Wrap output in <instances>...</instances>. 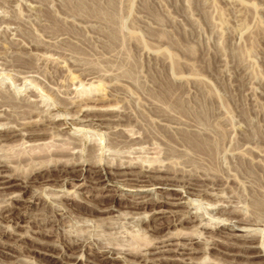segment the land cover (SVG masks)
I'll return each mask as SVG.
<instances>
[{
    "label": "rangeland",
    "instance_id": "1",
    "mask_svg": "<svg viewBox=\"0 0 264 264\" xmlns=\"http://www.w3.org/2000/svg\"><path fill=\"white\" fill-rule=\"evenodd\" d=\"M22 68H32L34 73L18 85L15 79L22 77ZM37 81L57 86L74 82L78 92L70 98L75 101L102 94L100 101L96 96L98 101L86 105L90 107L87 117L78 114L81 117L74 122L94 120L59 126L63 131L59 142L68 144L74 136H83L82 147L74 153L86 155L90 146L97 148L91 161L101 163V175L107 176L110 166L123 163L136 164L140 168L135 171L149 174L162 167L164 176L191 181H173L170 188H163L159 180L138 182L112 176L104 185L107 191L96 188L99 176L89 170L84 178L65 183L39 179L29 188L0 189L1 198L12 193L23 197L15 201L16 211L26 214L12 221L9 212L0 211V264H69L68 256L61 257L60 239L36 234L38 229L30 223L48 218L55 222L43 225L44 229L80 238L94 252L123 250L113 255L122 258L113 264L143 263L134 254L172 232L195 236L186 245L198 251L185 256L182 264H193V259L197 264H264V0H0V92L12 90L22 101L30 89L40 91ZM112 112L124 119L98 124L102 120L96 117ZM188 137L199 140L204 150L189 143ZM13 140L0 141L1 159L8 161L40 143L22 144L26 139L20 135ZM41 142L49 145L54 139ZM23 163L20 168L27 169L30 160ZM193 184L195 189L190 188ZM41 189L48 200L56 199L55 211L29 201ZM73 192L77 200L60 199ZM169 196L175 205L161 202ZM108 207L110 211L97 210ZM160 208L166 210V217L155 213ZM235 214L245 218L248 228L235 227ZM174 215L196 222L173 225ZM6 226L16 234L1 235ZM222 227L234 229L237 236L218 234ZM19 234L29 242L17 241ZM32 237L46 243L41 245ZM80 248L75 245L67 251L79 256L74 264L100 263L92 258L86 261ZM168 255L181 259L177 253Z\"/></svg>",
    "mask_w": 264,
    "mask_h": 264
},
{
    "label": "bare ground",
    "instance_id": "2",
    "mask_svg": "<svg viewBox=\"0 0 264 264\" xmlns=\"http://www.w3.org/2000/svg\"><path fill=\"white\" fill-rule=\"evenodd\" d=\"M9 69V67H8ZM23 69V68H22ZM22 69H19L20 71ZM19 71V72H20ZM30 72H33L34 73V70H32V68H25L21 71V74H22V77H19L17 79H15V83H18V85H23V82L26 78H28L30 75L28 73ZM36 73V72H35ZM13 74V73H12ZM7 76V75H6ZM32 77V76H31ZM30 78V77H29ZM37 78V77H36ZM71 79V78H70ZM73 79V78H72ZM76 79V78H75ZM74 80V79H73ZM72 80V81H73ZM79 80V79H78ZM11 81V80H10ZM26 81V80H25ZM31 81V80H30ZM32 81H35V80H32ZM51 81V80H50ZM77 81V80H76ZM83 81V80H81ZM39 81H37L38 83ZM41 82V81H40ZM60 82V81H59ZM66 82V81H64ZM14 83V82H13ZM36 83V82H35ZM36 83V86L38 87V89L40 90L39 92H37L36 90H34V88L30 89L27 94H25L23 96V100L21 101V96L18 97V94L17 93H13L12 90H2V92H0V112H2L3 114L0 113V124L5 126L4 128H0V141L1 140H7V141H15L13 140V138L17 137L18 135L21 136V139H26V140H23V143H28V142H40V143H35L33 144V149L31 147L30 150L28 151H23V153H19V154H16L14 156H12V158L8 161L6 160H3L0 158V179L2 177H7L8 179L5 180V181H1L0 180V189H3V188H7V187H10V186H21L23 188H29L31 185H29V183L31 182H34V181H39V179H44V181H47V182H52V181H56L59 179L61 181H64L63 183L65 182H69L71 180H75V179H80V178H84V172H87V171H92L93 173H95V175L99 176L98 179L95 180V183H96V188L99 190H107L109 191L108 188H104V185H108L109 181H111L113 178L112 176H124L125 179H131V180H135V181H138V182H145V181H148V180H159L160 182H163L161 183L162 184V187L163 188H170L171 187V182L173 181H178L179 183H183V182H186L187 180H185L184 178L180 179L181 176H179L180 178H178V176L176 175V178L173 177L171 178L170 177H167V176H164V170L162 169V167H160L161 169L157 168L154 170L155 167H158V166H155L153 168V173L154 174H149L147 172H144V171H140V172H137L135 171V169L138 167L140 168V166H133V165H125V164H121V163H117L115 165H112L110 166V169L108 171V175L107 176H103L101 175V170H102V166H101V163L98 162V161H94L92 160L91 161V157L94 155L93 152L96 151L95 149H97L96 147L94 146H90L89 147V150L88 152L86 153V155L84 154L83 151H78L77 153H74L75 149L79 148V147H82V141H79L80 138H83V136H74V140L71 138L72 135H71V140L73 141H70L68 144L66 143V145H64L65 143L63 142H59V140L63 137H61V135L63 134V131L62 133L60 132V127L59 126H62L63 124H70L71 126L73 124H76L74 121H76L77 119H79L81 116H78L76 117L78 114H81L84 116L85 112H87L90 108L86 105H90L88 104L89 102H95V97L97 96H100V95H94L95 97H89V96H85L84 98H82L81 100H77L75 101L74 99H71V94L72 93H77L78 91L76 90V88H73V85H75L74 82H70V83H66L64 85H61V86H57V84H53L52 82V85L51 83L47 84H42V83ZM44 83V82H43ZM79 83V82H78ZM59 84V83H58ZM104 84V83H103ZM14 85V84H13ZM17 85V86H18ZM28 85V84H27ZM33 85V84H32ZM77 85V84H76ZM80 85V84H79ZM101 85V84H100ZM111 85V83H110ZM113 85V84H112ZM105 86V85H104ZM8 87L10 88V86L8 85ZM20 88H22L21 86H19ZM108 88V86H106ZM122 87V86H121ZM20 88L17 87V89L20 90ZM29 88V87H28ZM98 88V86H97ZM105 88V87H104ZM107 88L103 89L101 88V90L103 89V91L107 90ZM116 89V87H114ZM113 88V89H114ZM120 88V87H119ZM155 88V87H154ZM111 89V88H110ZM112 91H115L113 90ZM128 89V88H127ZM18 90V91H19ZM22 90V89H21ZM20 90V91H21ZM24 90V89H23ZM97 90H100V89H97ZM19 91V92H20ZM110 91V90H109ZM117 91V90H116ZM94 92V91H93ZM101 93H104L101 91ZM110 93H113V92H110ZM116 94V93H113V95ZM108 95L107 91H105V94L104 96ZM166 95V94H165ZM83 96V95H82ZM103 96V98H104ZM116 96V95H115ZM102 97V96H101ZM99 97V98H101ZM111 97V95H110ZM98 98V100H99ZM106 98V97H105ZM112 98V97H111ZM18 99V101H17ZM106 99H109V98H106ZM96 99V101H98ZM102 100V99H101ZM100 101V100H99ZM112 101V99H111ZM116 101V100H115ZM43 103V104H42ZM92 104V103H91ZM95 104V103H94ZM49 105L48 109H46V106ZM85 106V108H84ZM106 106V105H105ZM94 108V107H93ZM92 108V109H93ZM168 108V107H167ZM56 110L54 114H52V112L49 110ZM95 109V108H94ZM93 109V110H94ZM99 109V108H98ZM104 109V108H103ZM109 109V108H108ZM165 109V108H164ZM92 110V111H93ZM101 110V109H100ZM109 111V110H108ZM158 111V110H157ZM161 111V110H160ZM95 112V111H94ZM107 112V110H105V113ZM89 113V111H88ZM101 113V112H100ZM117 113V112H116ZM116 113L114 115V113L112 112L111 114H107L106 116L103 115V116H98L96 117V119H99V120H102V122L100 121H97L98 124L100 125H103V123H106L108 121H111V123H113L114 121L117 122L118 120H122L124 119L123 117H115L116 116ZM119 113V112H118ZM117 113V114H118ZM171 113V112H170ZM52 114V115H51ZM102 114V113H101ZM164 114V113H163ZM60 115H63L64 117L63 118H60L61 116ZM87 114H85L84 117H87L86 116ZM175 115V114H174ZM38 117V118H34V117ZM60 116V117H59ZM69 116V117H68ZM108 116V117H107ZM118 116V115H117ZM60 118V119H57V118ZM23 119V120H22ZM95 119V118H94ZM93 118L91 119H86V120H94ZM84 119L80 120L78 124H82L84 121H86ZM113 121V122H112ZM129 121V120H128ZM169 121V120H168ZM96 122V121H95ZM96 122V123H97ZM160 122V121H159ZM93 123V122H92ZM110 123V122H109ZM129 123V122H128ZM164 123V122H163ZM54 124H58V125H54ZM76 124V125H78ZM117 124V123H115ZM121 124V122H120ZM127 124V122H126ZM106 125V124H105ZM112 125V124H111ZM117 124L116 127H119L121 128V126ZM124 124L122 123V128H124L123 126ZM113 126V125H112ZM114 126V127H115ZM55 128V130H53ZM60 128V129H59ZM76 128H78L76 126ZM96 128V127H95ZM78 130H80L81 132L84 131L83 128H78ZM123 131H125L124 129H122ZM116 131V130H115ZM186 131V130H185ZM114 132V131H113ZM120 132V131H119ZM127 133V132H126ZM208 133V132H207ZM61 134V135H60ZM65 134V133H64ZM121 134V132H120ZM129 135V133H127V136ZM133 135V134H132ZM50 136V137H49ZM114 136H117L116 134ZM121 135H119L120 137ZM127 136L125 135V137L127 138ZM191 136V135H190ZM48 138H51V139H54V142H50L52 144L49 143L48 144H45L43 145V142H41L43 139L45 140V138L47 139ZM61 137V138H60ZM124 137V136H123ZM122 137V138H123ZM130 137V136H128ZM113 138V137H112ZM121 138V139H122ZM133 138V137H132ZM189 138V143H191L192 145H195L197 149H201V150H204V146L202 147L200 144L201 142L195 138L191 139L190 140V137ZM192 138V137H191ZM68 139V138H67ZM119 139V138H118ZM63 140V139H61ZM69 140V139H68ZM85 140V139H84ZM117 140V139H116ZM123 140V139H122ZM172 140V139H171ZM188 140V139H187ZM56 141L59 142V144L55 143ZM140 141V140H139ZM206 141V140H204ZM125 142V141H124ZM61 143V144H60ZM63 143V144H62ZM188 143V145H189ZM117 145V144H116ZM191 145V146H192ZM186 146V145H185ZM190 146V145H189ZM194 146V147H195ZM27 147V146H26ZM208 149V148H207ZM199 151V150H198ZM98 152V151H97ZM206 154V153H205ZM86 156L88 157V160L89 162H87V159H86ZM96 156V155H95ZM100 157V156H99ZM99 157L98 160H99ZM206 157V156H205ZM93 158V157H92ZM204 158V157H203ZM27 160H30V163L29 164V167L27 166V164L25 166H27V169L25 168H20L21 164ZM12 163H16V165H11ZM24 164V163H23ZM22 164V165H23ZM138 164V163H137ZM87 165L91 166V169H88L87 168ZM141 165V164H140ZM143 165V164H142ZM141 165V166H142ZM149 165V164H148ZM151 166V165H150ZM175 167V166H174ZM165 168V167H164ZM25 169V170H24ZM151 170V168H150ZM167 170V169H165ZM169 170V169H168ZM6 171H12L11 173H9L8 175H2V172H6ZM80 171V174L76 175V172ZM171 170H169L170 172ZM167 172V171H166ZM168 172V174H169ZM178 172V171H177ZM172 173V172H171ZM174 173V172H173ZM193 174V173H192ZM183 175H188V174H183ZM182 175V176H183ZM194 175V174H193ZM173 176V174H172ZM175 176V175H174ZM186 177V176H185ZM178 178V179H177ZM197 179V178H196ZM191 181V179L189 180ZM137 182V183H138ZM203 182V181H202ZM54 183V182H53ZM57 183V182H56ZM174 183V182H173ZM193 183V182H192ZM204 183V182H203ZM184 184V183H183ZM182 184V185H183ZM186 184V183H185ZM188 184H190L188 182ZM200 184V183H199ZM100 185H103L101 188L99 187ZM142 185V184H140ZM170 185V187H169ZM173 185V184H172ZM209 185V184H207ZM206 185V186H207ZM63 186V185H61ZM175 186V185H173ZM172 186V187H173ZM179 186V185H178ZM187 186V184H186ZM191 186V185H190ZM196 185H192V189H195ZM204 186V185H203ZM142 187V186H141ZM184 187V186H183ZM189 187V186H188ZM198 187V186H197ZM196 187V188H197ZM210 187V186H209ZM208 188V187H207ZM186 189V188H185ZM191 189V190H192ZM200 189V188H199ZM190 190V191H191ZM207 190V189H205ZM46 190L45 189H41L37 194H32L31 198L34 199H30L29 201H33L34 203H40L41 205H43V209L45 211H55V209H57L56 207H53V202L51 200H48L45 196H44V192ZM208 193V192H207ZM50 194V193H49ZM99 194V193H98ZM97 194V195H98ZM103 194V193H102ZM177 194V193H176ZM211 194V193H210ZM19 195V194H18ZM14 193L10 194V195H6V197H0L1 200H3V204L0 205V211L3 212H9L8 217L10 218V220H14V221H18L20 218H22L25 214L24 211H16V208H19L16 206L15 204V201L17 200H22L23 197H21L20 195L18 196ZM67 195V194H66ZM62 196L60 197V199H63V200H66V202L70 201L71 199H76V196H75V193L73 192L72 194L68 195V196ZM96 195V194H95ZM104 196V194L102 195ZM105 196H108V195H105ZM56 197H59V195H56ZM43 198L45 199L44 203L42 204V200ZM53 198V197H52ZM55 198V197H54ZM170 196L166 198V200L164 201H161L162 203H168V204H172V205H175L176 203H173V201H170ZM24 201V200H23ZM158 201V200H157ZM7 202V203H6ZM81 202H84V201H81ZM86 204H88L87 202H85ZM158 203V202H157ZM61 204V203H59ZM66 204V203H64ZM178 204V203H177ZM161 205V204H160ZM159 205V206H160ZM40 206V205H38ZM63 206V205H62ZM161 207V206H160ZM55 208V209H54ZM60 209V208H58ZM227 209V208H226ZM18 210V209H17ZM99 211H102V212H106V211H110V208H106V209H97ZM44 211V212H45ZM227 211V210H226ZM229 212V211H228ZM231 212H235L234 210H232ZM57 213V211H56ZM155 213H159L161 214L159 217L163 218V217H166L167 214L166 213V210L164 209H161L158 210V211H155ZM227 213V212H226ZM232 213V214H233ZM237 213V212H236ZM60 214V213H59ZM59 214H56L59 215ZM180 214V213H179ZM177 214V215H179ZM230 215V212L228 213ZM239 214V213H238ZM177 215L173 217V222H171V224H175V223H180V222H192V223H195L196 221L194 220V218H186V219H180L179 216L177 217ZM188 215V214H187ZM222 215V214H221ZM227 215V214H226ZM1 216V215H0ZM182 217V215H180ZM241 216V215H240ZM58 217V216H57ZM233 218H236V223L235 224V227L236 225H238L239 227H241L242 229L243 228H246L247 227V223L244 219L240 218L238 215L235 214V216H232ZM231 217V218H232ZM156 218V217H155ZM230 218V217H229ZM232 218V219H233ZM17 219V220H15ZM158 219V218H157ZM180 219V220H179ZM37 220V219H36ZM178 221V222H177ZM195 221V222H194ZM232 221V220H231ZM52 222H55V219H44L42 222L40 221H34L31 220L30 223H32L31 225L35 228H37L38 230H36V234H42V235H49V236H56L58 237V239H60V241L62 242V246L63 248L61 249L63 252L61 254V257H69L70 258V262L69 264H74L76 263V260H77V257L79 256H75V255H68L67 254V251L68 250H71L75 245H80V249H84L86 255H87V260L89 262V260L92 258V259H95V260H98L100 263L99 264H113L116 260H121L119 256H116V257H113L114 254L116 255H121L124 251L122 250L119 251V253H115L114 251H116L114 249L111 250V249H106V250H103V251H98V252H94L91 250L90 247L87 246V244H84L85 242L83 241H80L79 239L80 238H73V239H69L68 237L64 236V235H60V232H55L54 229H51V230H47V229H44L43 228V225L45 224H49V223H52ZM15 223V222H14ZM18 222H16L15 224H17ZM231 223V222H230ZM235 223V222H234ZM19 224V223H18ZM160 224V223H159ZM250 224V223H249ZM248 224V225H249ZM252 224V223H251ZM2 225V224H1ZM30 225V224H29ZM28 225V226H29ZM30 225V226H31ZM1 227V226H0ZM12 227V226H11ZM159 227H162V226H159ZM157 227V228H159ZM248 228V227H247ZM228 229V230H226ZM231 229V228H230ZM35 230V229H34ZM213 230V229H212ZM218 232V234L222 233H226V234H229L230 236H237V235H234L233 234V231L234 229H231L229 230V228H223L222 229H217L216 230ZM232 231V232H230ZM11 234H16L15 231H13L12 228L10 227H5L3 230H2V234L3 236L5 235H10ZM164 234V233H163ZM180 233L178 232V236L177 235H173V232L170 233V234H166L165 235H162V236H159L158 239L156 240L155 242V239L153 242V244L146 245V253L143 254L142 252L139 253V250L137 251L138 254L136 253V255L134 254V257H138L141 259V262L143 261V263L141 264H144V263H156V261L158 262L159 261V264H172L174 263L176 260H180L181 264L185 262L186 260V257L187 255H192L193 253H195L196 251H198L196 248H191L189 245V247L186 245L188 240L189 241H193V239H195L193 236L194 234L192 235H188L184 234V233ZM264 235V234H263ZM229 236V237H230ZM239 236V235H238ZM242 237L245 236V235H241ZM40 237V236H39ZM246 237V236H245ZM249 237V236H248ZM255 237V236H254ZM251 238V237H250ZM249 238V239H250ZM35 241L37 242H40L41 243H46L44 241H42L40 238L36 237V238H33ZM213 239V238H212ZM256 239V238H255ZM259 239V237L257 238ZM217 240V239H216ZM247 240V238H246ZM17 241L19 242H26L27 243V238L25 235H22V234H19L18 236V239ZM214 241V239H213ZM29 242V241H28ZM225 242V241H224ZM263 242L260 240V243ZM36 243V242H35ZM54 243V242H53ZM151 243V242H150ZM29 244V243H28ZM49 244V243H48ZM52 244V243H51ZM233 244V243H232ZM263 244V243H262ZM43 245V244H41ZM55 245V244H54ZM190 245L192 246V243H190ZM252 245V244H251ZM24 246V245H22ZM53 246V245H52ZM56 246V245H55ZM90 246V245H89ZM246 246V245H245ZM248 246V244H247ZM57 247V246H56ZM248 247H251V246H248ZM25 248H28L29 249V246L28 245H25L23 247V249ZM31 248V247H30ZM46 248V247H45ZM48 248V247H47ZM143 248V247H142ZM145 248V247H144ZM143 248V249H144ZM42 249V248H41ZM79 249V250H80ZM93 249V248H92ZM97 249V248H96ZM113 249V248H112ZM136 249V248H135ZM4 250V249H3ZM33 250V251H39L37 249H30V251ZM142 250V249H141ZM200 250V249H199ZM18 251V250H17ZM49 251V250H48ZM82 251V250H81ZM80 251V252H81ZM3 252H6L8 254H12V252L10 251H3ZM71 252V251H70ZM77 251H75L74 253L76 254ZM121 252V254H120ZM134 253V251H132ZM169 252H173V253H177L179 255H181V259H179L178 257L175 258L174 256H170L168 255ZM39 253H41V250L39 251ZM43 253V252H42ZM72 253V252H71ZM78 253V252H77ZM127 253V251H126ZM125 253V254H126ZM131 253V252H130ZM45 254V253H44ZM48 254V253H47ZM46 254V255H47ZM70 254V253H69ZM129 254V253H128ZM79 255V254H78ZM16 256V255H14ZM49 256H51V253H49ZM53 256V255H52ZM59 256V255H58ZM105 256V257H104ZM124 256V255H123ZM186 256V257H185ZM56 257V256H54ZM129 257V256H128ZM132 257H133V254H132ZM58 258V257H57ZM194 258V257H193ZM189 259V258H188ZM191 259V258H190ZM189 259V260H190ZM197 259V258H196ZM128 260V258H127ZM126 260V261H127ZM194 261H192V263L194 262L195 264H197V261H195V259H193ZM94 261V260H93ZM136 261V260H135ZM187 261V260H186ZM204 261V259H203ZM95 262V261H94ZM140 262V261H139ZM83 263V262H82ZM97 263V262H96ZM125 263V262H124ZM131 263V262H129ZM133 263H135L133 261ZM178 263V264H180ZM193 263V264H194ZM88 264V263H87Z\"/></svg>",
    "mask_w": 264,
    "mask_h": 264
}]
</instances>
